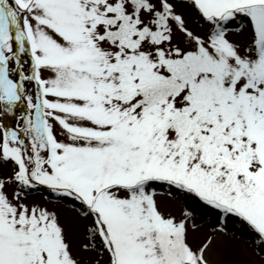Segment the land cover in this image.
<instances>
[{
    "label": "snow or ice",
    "instance_id": "1",
    "mask_svg": "<svg viewBox=\"0 0 264 264\" xmlns=\"http://www.w3.org/2000/svg\"><path fill=\"white\" fill-rule=\"evenodd\" d=\"M229 240L264 264V0H0V264Z\"/></svg>",
    "mask_w": 264,
    "mask_h": 264
},
{
    "label": "rangeland",
    "instance_id": "2",
    "mask_svg": "<svg viewBox=\"0 0 264 264\" xmlns=\"http://www.w3.org/2000/svg\"><path fill=\"white\" fill-rule=\"evenodd\" d=\"M7 123L12 125L14 122L8 120ZM36 198L39 199L40 195L37 194ZM56 209L60 213L61 222L68 229L73 243L78 246L79 242L83 239V222L79 221L77 215L67 206H56ZM81 255L87 260L91 259L86 254ZM210 258L214 261V264H245L248 259L242 254L239 244L231 240L227 241L223 246H218Z\"/></svg>",
    "mask_w": 264,
    "mask_h": 264
}]
</instances>
